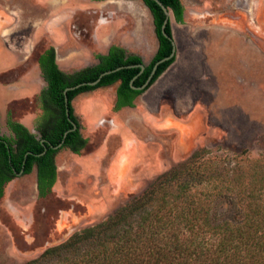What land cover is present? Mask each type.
<instances>
[{
	"label": "rangeland",
	"instance_id": "obj_1",
	"mask_svg": "<svg viewBox=\"0 0 264 264\" xmlns=\"http://www.w3.org/2000/svg\"><path fill=\"white\" fill-rule=\"evenodd\" d=\"M68 1L0 0V69L13 60L12 69L0 70V131L4 135H9L5 124L8 111L15 120L23 119L24 123L26 118L41 115L37 94L44 83L37 61L53 43L46 34L33 35L37 28L32 20L38 19L39 23L43 20V30L48 32L50 24L56 21L50 5H64L66 9ZM82 1L71 0L74 4ZM181 1L185 23H177L171 14L176 59L161 83L176 84L171 94L185 103L177 108L178 115L186 117L193 113L195 131L180 145L183 153L175 159L177 134H163L158 138L165 144L158 157L163 170L155 171L151 179L138 188L132 187L131 192L118 191L114 196L110 195L108 185L104 197L91 193H96L94 184L85 188L87 183H92V174L86 177L81 188L73 182L64 195L53 192L46 198L38 197L36 169L17 177L6 186L0 199V264H25L73 233L107 220L133 195H140L161 175L185 163L196 152L207 168H211L206 172L207 183L211 184L197 185L191 193L206 201L212 217L237 218L241 215L238 210L242 209L245 215L256 220L260 217L256 208L261 206L258 213H263L264 0ZM104 4L103 13L77 12L74 23L66 25L72 41L68 48H58L59 63L68 64V69L74 70L69 64L73 53L81 55L82 43L91 46V32L82 30H92L104 18L107 22L103 23L115 24L107 28L112 31L115 26V42L127 45L128 51L141 55L149 64L156 53L158 39L152 15L143 1L109 0ZM12 11L15 16L10 15ZM79 35H84L81 40ZM118 85L119 82L109 87L116 90ZM81 100L75 98L73 106L83 125V135L90 139L85 150L88 153L112 129L108 123L100 125V119L111 120L114 114L107 112L89 118L86 109L78 106ZM30 128L36 133L33 126ZM115 143L116 140L111 145ZM73 158L67 149L58 154L57 166L62 168L60 177L64 182L63 170L73 164ZM94 161L85 167H96ZM213 185L221 188L223 195Z\"/></svg>",
	"mask_w": 264,
	"mask_h": 264
},
{
	"label": "trees",
	"instance_id": "obj_2",
	"mask_svg": "<svg viewBox=\"0 0 264 264\" xmlns=\"http://www.w3.org/2000/svg\"><path fill=\"white\" fill-rule=\"evenodd\" d=\"M143 1L152 14L159 43L143 73L140 74L138 67H126L105 75L95 86L84 85L70 90L67 106L66 88L93 82L102 73L122 66L143 64L142 57L113 45L106 55H95L96 65L66 73L56 62L53 46L40 55L39 65L47 86L38 97L42 109L36 124L38 134H32L20 123L8 119L7 125L14 137H3L4 142H0V199L17 173L24 170L28 175L34 169L38 197L46 198L53 193L57 181L55 156L60 149L52 146H58L64 140L61 149H69L77 155L88 148L90 139L83 135V125L72 103L78 95L119 82L113 111L135 107L136 98L175 62L176 56L160 64L147 88H132V85L142 87L155 63L169 56L173 49L171 21L165 28L172 38L168 39L162 32L166 19L164 11L153 0ZM160 1L172 11L177 23H185L181 0ZM72 123L77 128L69 131L73 128ZM41 140L50 143L46 150ZM199 154L196 152L185 163L161 175L140 195H133L107 220L73 233L64 242L46 248L25 264H264V211L258 213L263 206L256 208V214L260 216L256 220L245 215L242 209L238 210L241 215L237 218L228 216L220 220L212 217L206 201L191 193L195 186L207 183L206 172L211 170ZM209 184L211 182L206 185ZM213 188L223 195L221 188L214 185ZM229 205L232 208V204Z\"/></svg>",
	"mask_w": 264,
	"mask_h": 264
},
{
	"label": "crops",
	"instance_id": "obj_3",
	"mask_svg": "<svg viewBox=\"0 0 264 264\" xmlns=\"http://www.w3.org/2000/svg\"><path fill=\"white\" fill-rule=\"evenodd\" d=\"M38 1H41L40 3H50L51 0ZM105 2L107 1L84 0L74 4L69 0L66 9L63 8L64 5L57 4L53 6L51 4L50 9L55 13L52 15L56 17V21L50 24L48 32H44V21L41 20L39 23L38 19L34 18L32 20L34 22L33 26L37 29H35L36 32L33 35L46 34L50 37L57 51L59 47L68 48L72 40L68 35L66 25L74 21L77 12L103 13L106 9ZM18 14L22 17L21 13ZM10 15L15 16V12L12 11ZM110 25L115 24L98 22L93 27L89 41L91 46H86L80 42L83 45V50L81 55L73 53L71 63H69L72 64V67L80 68L97 64L94 54H107L110 47L117 44L115 42L116 28L114 26V29L110 31L107 29ZM120 45L129 49L123 43ZM57 61L59 63L58 53ZM59 65L64 70L68 69V64L59 63ZM171 69L170 66L155 83L135 100V107H124L120 111L114 112L116 90L110 87L98 88L94 91L81 93L76 97L77 100L82 99L78 102V106L86 109L89 118L95 115H106L107 112L113 113L114 115L111 118L113 127L105 134L98 147L88 153L84 151L81 155H77L69 151V155L74 157L73 164L65 166L63 170L66 177L65 182L60 177L62 168L57 166V181L53 188L54 193L61 195L62 192L64 195L65 190H68L70 183L73 182L81 188L82 183L86 182L84 180L89 174H92L93 181L87 183L85 188H88L89 184H94L96 193L91 192L94 196L104 197V194L108 192L107 185L111 196H114L118 191L131 192L134 187L138 188L143 185L144 181L151 179L155 175V171L159 173L163 170L162 163L158 160L165 146L163 140L158 139L163 134H177L173 151L175 159L183 153L180 145L186 142L187 136L195 131V126H193L191 118L193 113L182 117L176 112L178 107L185 104L178 95V98H176L171 94L176 84L166 85L161 83V80ZM178 74H181V71ZM141 99L142 101H140ZM31 123H33V119H25L26 125L29 126ZM115 140V145H111L112 141ZM92 160H95L93 164H96V167L86 168V163L89 164V161ZM104 161H108V163H104ZM71 201L79 202L80 200L72 199Z\"/></svg>",
	"mask_w": 264,
	"mask_h": 264
},
{
	"label": "flooded vegetation",
	"instance_id": "obj_4",
	"mask_svg": "<svg viewBox=\"0 0 264 264\" xmlns=\"http://www.w3.org/2000/svg\"><path fill=\"white\" fill-rule=\"evenodd\" d=\"M105 1H108V0H105ZM125 1H129V2H133V1H135V0H125ZM143 1V0H142ZM143 3H144V1H143ZM145 4V3H144ZM146 6V5H145ZM147 7V6H146ZM148 8V7H147ZM150 11V10H149ZM151 13V12H150ZM152 15V14H151ZM153 18V17H152ZM106 19H104V18H100V20L98 21V22H100V23H103V22H107V21H105ZM170 21H171V17H170ZM73 23H74V21H73ZM153 24H154V21H153ZM155 28V27H154ZM93 29V28H92ZM82 31H85V32H88V31H90L91 32V35H92V30H87L86 28H84V30H82ZM84 32V33H85ZM82 33V32H81ZM85 35V34H84ZM84 35H79V38H80V40L82 39V37L84 36ZM90 35V36H91ZM173 40H174V37H173ZM86 43V42H85ZM113 45H117V44H113ZM112 45V46H113ZM158 45H159V43H158ZM176 45V44H175ZM53 47H54V45H52ZM118 46H120V47H122L121 45H118ZM51 47V46H50ZM49 48V47H48ZM47 48V49H48ZM55 48V47H54ZM111 48V47H110ZM124 48V47H123ZM158 48V47H157ZM124 49H126V48H124ZM127 51H128V49H126ZM45 51V50H44ZM43 51V52H44ZM55 51H56V62H57V64H58V66H59V68L62 70V71H64V72H66V73H73V72H75V71H78V70H81V69H83V68H85V67H80V68H75L74 70H70V69H67V70H64V69H62L61 67H60V65H59V63H58V61H57V50H56V48H55ZM157 51V50H156ZM42 52V53H43ZM109 52V51H108ZM129 53H134V52H130V51H128ZM42 53H41V55H42ZM134 54H137V53H134ZM3 55H5V54H3ZM96 54H94V56H95ZM103 55H106V54H103ZM139 55V54H138ZM155 55V54H154ZM8 56V55H7ZM141 56V55H140ZM176 56V55H175ZM9 57V56H8ZM40 57V56H39ZM39 57H38V61H37V67H38V72H39V75H40V78L43 80V83H44V87L41 89V91L47 86V83H46V81L44 80V78H43V76H42V72H41V68H40V65H39ZM142 57V56H141ZM154 57V56H153ZM11 58V57H10ZM12 59V58H11ZM95 59H96V57H95ZM142 59H143V57H142ZM153 59V58H152ZM97 60V59H96ZM0 61H1V56H0ZM97 63H98V60H97ZM143 64L145 65V68H146V66L148 65V64H146L145 63V61H144V59H143ZM10 65H12V66H10ZM10 65H8V66H10V67H8V66H6V67H4V68H2V69H0V70H10V69H12V67H13V60H12V63L10 64ZM96 65V64H95ZM139 65H141V64H139ZM90 66H93V65H90ZM135 66V65H134ZM86 67H89V66H86ZM153 69V68H152ZM144 72V71H143ZM143 72H141V69H140V74L141 73H143ZM112 86V85H111ZM119 86V85H118ZM109 87V86H108ZM102 88V87H101ZM118 88V87H117ZM117 88H116V91H117ZM67 89V88H66ZM137 90V89H136ZM41 91L37 94V101H38V104H39V100H38V97H39V95H40V93H41ZM117 96V95H116ZM139 97V96H138ZM137 97V98H138ZM136 98V99H137ZM116 102V101H115ZM73 103V102H72ZM114 105H115V103H114ZM39 107H40V104H39ZM75 109V108H74ZM123 109V108H122ZM40 111H41V115H42V109H41V107H40ZM41 115H39V116H31V117H29L30 119H33V123H31V124H29V126L28 125H26L24 122H23V119H20L21 121H18V120H15L14 118H13V116H12V113L11 112H7V115H6V121H5V124H6V127H7V130L9 131V135H4V134H2L1 133V131H0V142H4V140H3V137H7V138H11V137H14V134L11 132V130L9 129V127H8V125H7V121H8V119L9 118H11L13 121H15L16 123H20L21 125H23L24 127H26L32 134H35V135H37L38 134V132H37V129H36V124H37V120L39 119V117L41 116ZM78 116V115H77ZM105 123H108V125L112 128L113 127V120L111 119V120H106V118L104 119V118H102V119H100V125H105ZM0 124H1V116H0ZM34 127V129H35V131H36V133H34V132H32V130H31V128L30 127ZM42 141L43 140H41V143H42ZM45 141V140H44ZM47 143V142H46ZM43 144V143H42ZM44 146V145H43ZM63 146V145H62ZM46 148H47V145H46ZM46 148H45V150H46ZM62 147H60V148H58V149H60V151L56 154V156H55V162H56V166H57V157H58V154L62 151V150H64V149H61ZM58 149H56V150H58ZM67 150H69V149H67ZM70 151V150H69ZM71 152V151H70ZM25 163V162H24ZM57 170H58V167H57ZM23 172V174L22 175H25L24 174V170L23 171H21L20 173H22ZM20 173H17V177H19V176H22V175H20ZM16 177V178H17ZM15 178V179H16ZM14 180V179H13ZM12 180V181H13ZM12 181H10L9 183H11ZM8 183V184H9ZM7 184V185H8ZM6 185V186H7ZM6 188V187H5Z\"/></svg>",
	"mask_w": 264,
	"mask_h": 264
},
{
	"label": "water",
	"instance_id": "obj_5",
	"mask_svg": "<svg viewBox=\"0 0 264 264\" xmlns=\"http://www.w3.org/2000/svg\"><path fill=\"white\" fill-rule=\"evenodd\" d=\"M153 1H155V2H156V3L162 8V10L164 11V13H165V15H166V19H165L164 24H163V27H162L163 35H164L166 38H168V39H172V38L166 33V30H165L166 25H167V23H168L169 20H170V16H171V14H172V11H171L169 8H167V7H166V6H165L160 0H153ZM172 44H173L172 53H171L169 56H167V57H165V58H163V59H161L160 61H158V62L155 63V65L153 66V69H152V71H151V73H150V75H149L147 81L145 82V84H144L142 87H135V86L132 85V88H133V89L142 90V89L147 88V86H148V85L150 84V82L152 81L154 75L156 74L159 65L162 64V63H164V62H166V61H169L170 59H172V58L176 55V45H175L174 40L172 41ZM126 67H138V68L141 69V72H143V71L145 70V65H144V64H141V65H135V66H122V67L116 68V69H114V70L106 71V72L102 73V74L99 76V78H98L97 80L93 81V82H85V83L78 84V85H76V86L68 87V88L65 90V92H64V93H65V102H66V105L68 106V104H69L68 95H67V94H68V91H70V90H74V89H77V88L82 87V86H84V85L95 86V85H97V84L101 81V79H102L105 75H109V74H111V73L117 72V71H119V70H121V69H124V68H126ZM70 120H71V119H70ZM72 124H73V128H72L71 130H69V131H73V130H75V129L77 128V126H76L75 123H72ZM69 131H67V132L65 133V136L69 133ZM42 143H43V145H44L45 148H46V145H47V144H50V143H46V141H44V140L42 141ZM63 143H64V140H63L58 146H52V148H53V149H58V148L62 147ZM22 174H23V172L20 173V175H22Z\"/></svg>",
	"mask_w": 264,
	"mask_h": 264
}]
</instances>
